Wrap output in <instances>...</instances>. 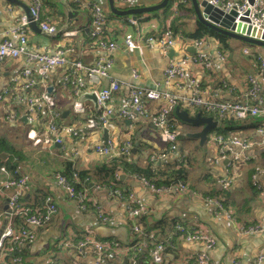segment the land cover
<instances>
[{"label":"crops","instance_id":"obj_1","mask_svg":"<svg viewBox=\"0 0 264 264\" xmlns=\"http://www.w3.org/2000/svg\"><path fill=\"white\" fill-rule=\"evenodd\" d=\"M81 1H93L102 6L106 13L103 29L108 39L119 43L117 49L108 51L91 44L89 11L75 5ZM113 1L121 9L151 6L162 0H131L129 4ZM27 5L29 0H0V33L14 43L18 42L17 36L10 34L9 30L15 25L16 18L25 13ZM68 9L77 12L70 26L67 25ZM41 12L42 17H48L51 23L57 25V31L48 35L40 28L29 27L26 49L51 53L58 46H66L71 48L66 54L67 62L51 68L43 78L38 73V63L27 62L24 56L0 60V94L3 95L0 98V138L10 149V152L0 151L7 154L4 160L0 159V165L10 161L16 165L19 174L28 177L22 189L10 188L0 193V230L11 220L7 203L14 194L19 195L24 207L29 210H39L46 194L53 196L57 206L49 223L38 228L31 227L35 238L25 245L22 264H154L150 262V245L165 242L170 237L173 245L162 252V261L158 264H197V253L206 251L204 243L180 237L175 230L176 224L185 228L194 227L214 238L215 244L208 250L210 264H250L256 255H264V146L259 143L260 135L256 131L257 126L264 123V115L245 119H238L233 114L218 117L213 113L202 114L200 108L186 106V100L192 96L191 80L199 83L203 97L248 100L247 77L257 74L259 62L256 56L261 55L264 60V46L229 36L223 44L216 35L203 33L202 29L201 36L194 37L199 21L191 2L173 7L167 0L165 7L138 15L134 25L129 22L130 16L112 13L107 8V0H42ZM151 24L155 26L151 28ZM167 24L180 34L166 51L158 46L127 48L122 43L126 33L134 36L157 34ZM69 30L75 33H66ZM194 38L202 39V44L196 46L194 40L197 39ZM244 49L247 51L244 52ZM221 50L225 52V59L218 56ZM196 53L210 58L209 68L189 62L183 65L182 80L166 79L165 68L170 61L179 62ZM106 58L112 59L110 78L122 82V86L110 99L113 112L107 123L100 126L97 123V102L89 96L94 89L105 87L108 79L96 76L93 81L88 80L83 70H75L73 61L91 65L98 59ZM25 68L30 69L35 80L30 91L44 95L52 86L50 95L55 109L61 113L59 123L81 128L80 136L65 135L62 144H54L49 137L41 136L36 145L32 144L27 137L29 125L22 119L27 108L28 90L24 88L26 79L22 76ZM77 77L82 78L85 88L75 98L72 92ZM257 77L264 101V69ZM223 83L229 88H223ZM133 85L155 89L162 96L146 102L147 116L128 120L119 116L116 98L127 95ZM216 89L218 95L213 97ZM164 94L175 95L179 100L177 107L187 111L189 116L200 113L216 121L202 144L199 138L187 135L199 131L201 126L182 122L174 112L170 122L177 132V148L175 152H166L165 156H161L168 144L162 141L150 116L166 103ZM77 100L82 103L81 110L72 107ZM45 116L42 114L37 124L38 136L44 133ZM87 121L92 122L91 128L85 126ZM214 134L247 140L251 144V148L245 151L249 160L244 162L233 158L235 146L232 147L233 154L219 157L216 143L211 141ZM127 141L132 143L131 153L129 158L122 160L115 151ZM105 142L111 144L113 152L96 154L95 146ZM113 163H116L117 177L112 176L109 170ZM176 167H180L178 176L174 173ZM73 170L86 173L84 178H87L86 187L91 198L84 209L78 206L75 199L67 196L53 176L55 172L68 176ZM138 176L153 180L158 183L156 185L169 182L167 184L172 186L168 191L155 192ZM5 177L0 172V182ZM221 180H228L229 183ZM178 181L184 182L187 188H177L175 184ZM114 190H120L122 194H116ZM128 193L141 201L146 208L145 214L133 219L128 217ZM214 198L222 201L224 210L234 220L228 218L224 211H216ZM93 201L105 209L111 216V222L99 221ZM249 224H259L261 231L239 232L238 226ZM133 225L139 230L134 231ZM84 234L100 241L114 240L118 246L112 253L103 252L99 256L92 244L85 245L81 250L67 245L80 241ZM261 264H264V259Z\"/></svg>","mask_w":264,"mask_h":264},{"label":"built area","instance_id":"obj_2","mask_svg":"<svg viewBox=\"0 0 264 264\" xmlns=\"http://www.w3.org/2000/svg\"><path fill=\"white\" fill-rule=\"evenodd\" d=\"M121 3L131 2V0H117ZM173 7H177L179 4L188 3L189 0H171ZM213 6H217L223 11L228 12L230 9H234L236 12L235 22L241 21L247 25L255 27L258 30H264V2L263 0H207ZM74 5V4H73ZM79 8H86L89 11L91 19L90 28V42L93 46L108 51H113L119 47V43L107 38L103 29L106 22V13L102 6L93 1H81L79 4H75ZM42 0H29V13L32 21H35L40 30L48 35H53L57 31V25L51 23L48 17H42ZM137 19V18H136ZM136 19L130 17L129 22L131 24L136 23ZM155 25L151 24L153 28ZM29 30V19L25 13L20 14L16 18L15 25L9 30L10 34L17 36L18 42L14 43L11 39L3 37L0 33V60L5 57H18L24 56L27 62L38 63V73L41 77L45 78L48 71L55 67L63 65L67 62L66 54L71 48L58 46L53 52H35L26 49L27 43V31ZM68 30V28H67ZM66 33L74 34V31H68ZM180 33H175L173 27L167 24L160 33L157 34H142L134 36L131 33H126L123 36L122 43L127 48H141L158 46L163 51H166L173 46L176 36ZM195 45L202 44V39L194 40ZM222 51V52H221ZM218 52V56L221 59H225L224 51ZM247 49H244L246 52ZM224 52V53H223ZM259 62L257 74H251L247 77L248 87L246 90V97L248 100L236 101V100H217L214 98H206L201 94V88L198 82L191 80L192 84V96L186 100V106L200 108L206 113H213L218 117H222L226 114H233L238 119H245L248 116L264 115V101L261 95V86L258 80V74L264 69V60L261 55H257ZM200 64L206 68L210 66V58L204 54L196 53L190 57H184L179 62L170 61L165 68L166 79L182 80L184 77L183 65L187 63ZM75 70H83L88 80L93 81L96 76L106 77L108 84L100 89H94L93 92L97 101V123L100 126H105L108 121L109 115L113 112V108L110 104V99L114 93L118 92L122 86V82L110 78L109 69L112 66V59H98L91 65H84L79 60L73 61ZM136 73L134 72L133 75ZM22 76L26 79L24 88L27 89L26 102L27 108L25 115L29 128L27 130V137L31 140L33 145H36L40 141L41 136L49 137L54 144H62L65 135H71L78 137L82 134V129L77 128L72 124L59 123L60 112L55 109L54 100L51 95H40L33 91H30L35 82L31 76V71L25 68L22 71ZM67 76L64 77V80ZM222 87H227V84L223 83ZM85 84L81 77L76 78V85L73 88V97L77 98L84 90ZM229 88V86L227 87ZM232 88H230L231 90ZM6 92V90L4 91ZM213 97L218 95V89L212 94ZM162 96L160 92L155 89H147L140 86L133 85L130 92L127 95H119L116 98L118 114L121 118L128 120H136L139 117L147 116L145 104L147 101L157 100ZM3 95L0 94V98ZM166 103L162 105L156 113L150 116L151 122L158 128L159 135L165 143L168 144L165 152H161V156H165V153H173L177 148L176 136L177 132L174 131V127L170 122L171 113L178 105L179 100L175 95L164 94ZM75 110H81L83 106L75 102L72 106ZM47 109L46 113L43 111ZM42 114H45L44 127L42 135H37V124L42 119ZM94 124L95 120H92ZM96 123V124H97ZM87 128H91L92 122L87 121ZM257 133L260 135L259 143L264 146V123H261L256 128ZM219 157H226L233 154L232 147L235 146L233 158H238L241 161L247 162L249 156L245 154L251 144L244 139L238 137H223L221 134H217L214 137ZM132 143L130 141L125 142L116 152L119 156L127 159L130 156ZM96 154L108 155L113 152L111 144H102L95 146ZM242 156V158H240ZM180 162L182 157L179 158ZM177 160V162L179 161ZM0 172L6 177L0 182V193L5 189L15 188L17 190L26 186L27 176L19 174L17 169L9 171L4 164L0 165ZM53 176L60 182L63 190L69 198H73L77 201L78 206L82 209L86 208L89 198L88 188L86 187L87 178L82 180L79 178L76 171L72 173L71 177H68L59 172H55ZM117 176V174H116ZM254 177V176H253ZM138 178L151 190L155 192H165L170 189L171 184L163 183L156 185L148 178L144 176H138ZM229 183L228 180H221ZM80 183L78 187L77 184ZM176 187L185 190L187 185L182 182H176ZM116 194H122L120 190H114ZM129 200L128 217L133 219L136 216H140L146 213L145 206L140 200L134 199L131 193L127 194ZM216 204V211H224L226 216L231 220L234 217L225 211L223 203L220 199L214 198ZM8 207L10 209L11 220L6 223L0 230V264H22L24 247L35 238V232L31 227H42L49 223L54 216L57 206L54 202L51 194L44 195L42 204L39 210H29L24 207L20 200L19 195L14 194L8 199ZM93 208L101 223L111 222V216L105 211V209L96 201H93ZM15 217H19V222L15 221ZM134 231H138L136 225L132 226ZM177 234H180L185 240H197L204 243L206 251L197 253V264H210L208 250L215 244L214 238L203 231H200L194 227L185 228L181 224L175 225ZM238 230L241 233H252L261 231L259 224L240 225ZM92 244L99 256L103 252H111L115 250L118 243L114 240L100 241L96 238L84 234L80 241L75 244H67L70 247H76L81 250L85 245ZM173 245V239L170 237L165 242H155L149 247L150 262L158 264L162 261V252ZM132 248V247H130ZM264 259L263 254H258L254 257L250 264H261ZM238 264V262H235Z\"/></svg>","mask_w":264,"mask_h":264},{"label":"water","instance_id":"obj_3","mask_svg":"<svg viewBox=\"0 0 264 264\" xmlns=\"http://www.w3.org/2000/svg\"><path fill=\"white\" fill-rule=\"evenodd\" d=\"M13 1V0H7ZM192 7L194 9L195 15L199 22L220 34L250 43L264 46V30H258L255 27L242 23L241 21L235 22L236 12L234 9H230L228 12L223 11L217 6H213L208 3L207 0H190ZM252 3V0H249ZM167 0H162L160 3L144 6V7H130V8H118L115 6L113 0H107V8L114 14L117 15H127L132 19H136L138 15H141L145 12L155 11L160 8L165 7ZM66 6L69 7L66 2ZM24 12L29 19V27L32 29H39L38 24L35 21H32V18L29 13V5L25 6ZM77 12L74 10H67V25L70 26L71 20L75 18ZM52 86L47 88V94L50 95ZM93 101H96V96L92 93L89 96ZM78 104H82L80 101H76ZM175 115L185 123L196 124L201 126V129L197 132L187 134L199 138V143L202 144L203 141L207 138L208 133L216 125V121H213L210 116H201L200 113H197L195 116H189L188 112L185 110H179L175 107ZM64 116V115H63ZM24 122H27L26 115L22 118ZM104 139L107 141L106 131L104 130ZM106 144V142H105ZM7 154L5 152H0V159L4 160Z\"/></svg>","mask_w":264,"mask_h":264},{"label":"trees","instance_id":"obj_4","mask_svg":"<svg viewBox=\"0 0 264 264\" xmlns=\"http://www.w3.org/2000/svg\"><path fill=\"white\" fill-rule=\"evenodd\" d=\"M189 2H190V0H189ZM189 2H188V4H189ZM170 3H172V1L170 0ZM73 6V5H72ZM198 25H199V27H198V31L197 32H194V34H193V36L194 37H199V36H201V32H200V29H202L203 31V33H212V34H214V35H216L218 38H219V40L224 44V42H225V40L227 39V36L226 35H223V34H220V33H218V32H214V31H211V30H209L208 28H206L203 24H201L200 22H198ZM194 39H200V38H194ZM204 112V111H203ZM201 112L202 114H205L206 112ZM171 116H175L174 115V110H173V112L171 113ZM1 150H3V151H5V152H10V149L7 147V145H6V142H5V140L3 139V138H0V151ZM122 160L123 159H125V158H123L122 156L120 157ZM126 160V159H125ZM2 164H4L6 167H7V169L9 170V171H12V170H14V169H17L16 168V165L15 164H13V163H10V161H5V162H3ZM115 165H116V163H113V166H111V168L109 169V170H111V173H112V176H115V177H117L116 176V172H115ZM176 170L174 171V173H175V176H178V175H180V167H176L175 168ZM74 171H76V170H73V171H71L70 172V175H68V176H72V173L74 172ZM139 171H141V170H139ZM77 172V174H78V176H79V178L82 180L83 178H84V176L86 175V173L85 172H78V171H76ZM135 173H137V172H135ZM140 174V173H139ZM145 176V175H144ZM114 177V179H116ZM177 178V177H176ZM175 178V179H176ZM153 181V180H152ZM154 182V181H153ZM156 183V182H155ZM166 183H169V182H166ZM156 184H158V183H156ZM77 186L79 187L80 186V183H78L77 184ZM19 220H20V218L19 217H15V221L16 222H19Z\"/></svg>","mask_w":264,"mask_h":264},{"label":"rangeland","instance_id":"obj_5","mask_svg":"<svg viewBox=\"0 0 264 264\" xmlns=\"http://www.w3.org/2000/svg\"><path fill=\"white\" fill-rule=\"evenodd\" d=\"M215 135V134H214ZM214 135H212V137H211V141L213 142V137H214ZM207 141V140H206Z\"/></svg>","mask_w":264,"mask_h":264},{"label":"flooded vegetation","instance_id":"obj_6","mask_svg":"<svg viewBox=\"0 0 264 264\" xmlns=\"http://www.w3.org/2000/svg\"><path fill=\"white\" fill-rule=\"evenodd\" d=\"M175 109V108H174Z\"/></svg>","mask_w":264,"mask_h":264}]
</instances>
